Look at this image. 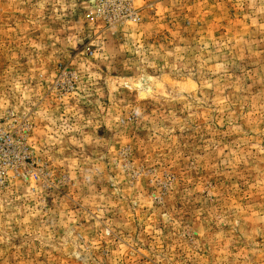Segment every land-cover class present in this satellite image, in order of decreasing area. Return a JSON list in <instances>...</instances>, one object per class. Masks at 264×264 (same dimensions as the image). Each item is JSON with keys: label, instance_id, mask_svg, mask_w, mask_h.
Here are the masks:
<instances>
[{"label": "rangeland", "instance_id": "1", "mask_svg": "<svg viewBox=\"0 0 264 264\" xmlns=\"http://www.w3.org/2000/svg\"><path fill=\"white\" fill-rule=\"evenodd\" d=\"M0 264H264V0H0Z\"/></svg>", "mask_w": 264, "mask_h": 264}, {"label": "bare ground", "instance_id": "2", "mask_svg": "<svg viewBox=\"0 0 264 264\" xmlns=\"http://www.w3.org/2000/svg\"><path fill=\"white\" fill-rule=\"evenodd\" d=\"M147 95V93H145V92H141V96L142 97H145Z\"/></svg>", "mask_w": 264, "mask_h": 264}]
</instances>
